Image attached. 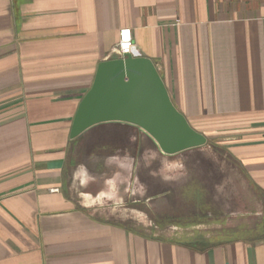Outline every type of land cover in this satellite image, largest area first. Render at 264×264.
Wrapping results in <instances>:
<instances>
[{"label": "crops", "instance_id": "obj_1", "mask_svg": "<svg viewBox=\"0 0 264 264\" xmlns=\"http://www.w3.org/2000/svg\"><path fill=\"white\" fill-rule=\"evenodd\" d=\"M125 29L264 209V0H0V264H264V211L251 236L203 246L91 209L107 174L120 183L139 157H172L129 124L69 137Z\"/></svg>", "mask_w": 264, "mask_h": 264}, {"label": "rangeland", "instance_id": "obj_2", "mask_svg": "<svg viewBox=\"0 0 264 264\" xmlns=\"http://www.w3.org/2000/svg\"><path fill=\"white\" fill-rule=\"evenodd\" d=\"M111 175L91 209L154 238L217 242L251 236L263 216L259 196L242 187V176L216 140L167 159L139 157L131 180L109 181Z\"/></svg>", "mask_w": 264, "mask_h": 264}, {"label": "water", "instance_id": "obj_3", "mask_svg": "<svg viewBox=\"0 0 264 264\" xmlns=\"http://www.w3.org/2000/svg\"><path fill=\"white\" fill-rule=\"evenodd\" d=\"M123 123L147 134L164 156L206 145L174 107L155 65L146 58L126 55L98 65L89 91L73 117L70 139L93 126Z\"/></svg>", "mask_w": 264, "mask_h": 264}, {"label": "built area", "instance_id": "obj_4", "mask_svg": "<svg viewBox=\"0 0 264 264\" xmlns=\"http://www.w3.org/2000/svg\"><path fill=\"white\" fill-rule=\"evenodd\" d=\"M114 50L120 58H123L126 55H131L132 40L130 30L125 29L119 32L118 41Z\"/></svg>", "mask_w": 264, "mask_h": 264}, {"label": "trees", "instance_id": "obj_5", "mask_svg": "<svg viewBox=\"0 0 264 264\" xmlns=\"http://www.w3.org/2000/svg\"><path fill=\"white\" fill-rule=\"evenodd\" d=\"M192 241H195V242H198L197 243V245H206V244H212L213 242H215V241H212V240H209V241H205V240H203V239H194V240H192Z\"/></svg>", "mask_w": 264, "mask_h": 264}]
</instances>
